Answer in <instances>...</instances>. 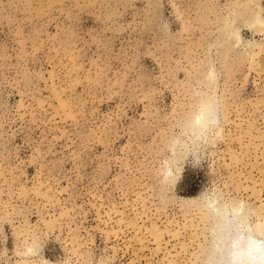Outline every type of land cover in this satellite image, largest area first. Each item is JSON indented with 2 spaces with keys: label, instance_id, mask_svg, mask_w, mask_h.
Masks as SVG:
<instances>
[{
  "label": "rangeland",
  "instance_id": "obj_1",
  "mask_svg": "<svg viewBox=\"0 0 264 264\" xmlns=\"http://www.w3.org/2000/svg\"><path fill=\"white\" fill-rule=\"evenodd\" d=\"M239 216L264 0H0V264H217Z\"/></svg>",
  "mask_w": 264,
  "mask_h": 264
},
{
  "label": "clouds",
  "instance_id": "obj_2",
  "mask_svg": "<svg viewBox=\"0 0 264 264\" xmlns=\"http://www.w3.org/2000/svg\"><path fill=\"white\" fill-rule=\"evenodd\" d=\"M244 237L246 241L243 245L244 260L235 259L237 253L235 244L225 246L223 243H218L215 248V252L220 257L217 264H264V239L249 235L247 232L244 233ZM205 264H211V261L205 260Z\"/></svg>",
  "mask_w": 264,
  "mask_h": 264
},
{
  "label": "bare ground",
  "instance_id": "obj_3",
  "mask_svg": "<svg viewBox=\"0 0 264 264\" xmlns=\"http://www.w3.org/2000/svg\"><path fill=\"white\" fill-rule=\"evenodd\" d=\"M244 207V206H243ZM242 211L237 210V214L241 215ZM239 221L237 224H230L229 221H226L225 224L221 225V231L218 234L217 244L223 243L225 246L230 245L231 243L235 244L237 248V253L235 258L236 260H244L245 250L243 245L246 243L244 233L247 232L249 235H254L258 238L264 239L261 233L257 230L256 227L251 226L250 221L246 217L239 216Z\"/></svg>",
  "mask_w": 264,
  "mask_h": 264
},
{
  "label": "trees",
  "instance_id": "obj_4",
  "mask_svg": "<svg viewBox=\"0 0 264 264\" xmlns=\"http://www.w3.org/2000/svg\"><path fill=\"white\" fill-rule=\"evenodd\" d=\"M184 184V187L181 189V193L186 194V195H193L195 193V190L188 187L189 185H185V182H182ZM182 184V185H183Z\"/></svg>",
  "mask_w": 264,
  "mask_h": 264
}]
</instances>
